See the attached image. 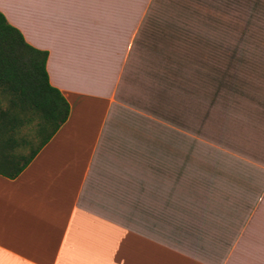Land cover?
I'll use <instances>...</instances> for the list:
<instances>
[{"label":"crops","instance_id":"1","mask_svg":"<svg viewBox=\"0 0 264 264\" xmlns=\"http://www.w3.org/2000/svg\"><path fill=\"white\" fill-rule=\"evenodd\" d=\"M167 5L170 26L185 23V54L192 43L205 70L210 54V69L223 68L225 26L249 15L253 85H264V0ZM146 8L147 0H0L8 22L48 51L50 82L71 105L17 177L0 174V264H264V175L235 162L197 169L187 163L188 129L172 118L167 127L161 111L157 130L145 125ZM152 134L157 144L147 143Z\"/></svg>","mask_w":264,"mask_h":264},{"label":"rangeland","instance_id":"2","mask_svg":"<svg viewBox=\"0 0 264 264\" xmlns=\"http://www.w3.org/2000/svg\"><path fill=\"white\" fill-rule=\"evenodd\" d=\"M167 4L168 0H156L155 4L153 0H147V87L145 89V108L143 109L142 104L140 107L141 111L145 110L146 114L151 116L147 115L145 117L146 127L151 126L155 127L156 130L158 129L160 124L159 113L161 111L162 116H166L167 127H169L171 122L169 118H172L173 123H176L178 128L186 126V122H190L195 129H209L206 131L207 134L210 133L212 138H218L217 140L225 145L228 144L229 147L224 149L223 147L213 148L208 145L201 146L197 144V140L202 141L203 135L201 136L200 133L191 131V135L185 133L183 137L188 138V148L192 150L189 156L193 160L187 162L189 165H194L197 169L204 168V171L211 173L215 168L218 169L220 164H233L235 162L240 165L242 170H245L243 173L253 171L254 175H264V85H253V36H251L253 23L250 21V16L243 14L245 20L242 23L226 24V37L224 38L226 43L225 65L222 64L223 66L221 67L223 68L219 70L210 69V63L216 62L213 58L217 57L210 54L206 60L209 63L207 65L208 69L205 70L202 69L201 54L197 53L199 49L196 47L194 49V46H191L192 43L189 44L188 42L189 57L185 54V23L183 22L181 25L174 21L173 25L170 26L169 6ZM184 15V11L179 13V16L175 13L174 20L180 22L184 20ZM172 34L174 38L170 37ZM154 39L156 40L157 48L155 61L153 60V55L151 54L150 56L149 53L150 51L153 52ZM158 46H161L162 53L172 50L174 62L171 64L178 68L189 67V77L199 86H253V96L257 98L256 101L252 102L253 110L240 109L239 111L233 108L223 113L220 112L222 108H219L211 114V112H205L203 107L199 115L194 113L191 119H189L190 117L187 118L186 109L179 104V98L182 93L177 86L174 90L173 85L170 84L175 78V73L172 72L171 75V71L167 68L168 83L163 84L161 80L164 68L162 62L161 65L159 64ZM191 52H194V54ZM172 98L174 100L178 98L177 104L172 102ZM194 100L197 99L195 98ZM3 101L5 102L3 105H6L7 97L5 95L3 96ZM40 120V116L35 114L32 122L21 129V134H24L30 141L23 148H20L25 154L30 153L31 149L36 147L42 139V136L37 134ZM163 123L162 120V126ZM209 123L211 124L209 125ZM215 124L216 127H220L218 128L220 130L213 129ZM156 137L155 134H152L151 142L144 141L157 144L158 139ZM180 141L182 140L179 139V143ZM191 141L195 143L192 147H190ZM183 149L186 150L184 147Z\"/></svg>","mask_w":264,"mask_h":264},{"label":"trees","instance_id":"3","mask_svg":"<svg viewBox=\"0 0 264 264\" xmlns=\"http://www.w3.org/2000/svg\"><path fill=\"white\" fill-rule=\"evenodd\" d=\"M161 58L164 68L163 84L168 83L169 68L171 75L172 72L175 73V80L170 84L174 90L177 86L181 91L179 104L186 109L187 118L191 119L194 113L199 115L203 107L205 112L211 114L219 108H222L220 112L223 113L233 108L239 111L253 110L252 102L257 100L253 96V86H199L191 80L188 70L171 64L168 52L161 53ZM47 60L48 51L29 44L22 32L9 23L5 14L0 11V91L7 97L6 105H3V98L0 99V174L9 178L17 177L29 165L40 149L67 121L71 111L67 98L50 82ZM172 102L177 104L178 98H172ZM35 114L41 118L37 134L42 139L30 153L25 154L20 148L30 141L21 134V129L32 122ZM185 125L183 128L203 135L202 141L196 138L198 145L224 144L218 138H212L210 133L207 134L209 129H195L190 122ZM218 128L220 127H216V124L213 125L214 130ZM204 141L210 142L205 144ZM211 147L217 148L216 145Z\"/></svg>","mask_w":264,"mask_h":264}]
</instances>
